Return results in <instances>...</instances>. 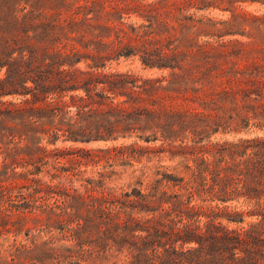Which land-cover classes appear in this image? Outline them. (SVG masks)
Returning <instances> with one entry per match:
<instances>
[{
	"label": "trees",
	"instance_id": "obj_1",
	"mask_svg": "<svg viewBox=\"0 0 264 264\" xmlns=\"http://www.w3.org/2000/svg\"><path fill=\"white\" fill-rule=\"evenodd\" d=\"M64 50L60 59H46L43 64H36L35 56L22 57L20 62L34 74L22 83L25 93L0 95V99L22 96L19 102L0 100V155L7 173L23 168L21 175L29 180L19 191L4 194L0 212L24 213V219L36 210L57 215L58 227L47 226L46 233L58 229L62 239L75 243L71 250L79 259L68 264H264V138L205 145L196 137L185 139L182 134L189 125L200 122L211 127L210 115L129 111L126 105L133 97L119 100L115 84L98 81L77 87L70 59L76 51ZM241 71L232 66L225 79L214 73L221 87L216 98L223 101L218 107L223 115L230 112V120L249 122L264 117V109L258 110L264 107V80L251 78L254 87L241 89L235 85L245 83L237 79ZM258 74V69L250 72ZM13 78L9 70L0 87ZM99 85L103 93L96 94L97 100L92 92ZM132 91L140 96L146 88L135 82ZM218 124L232 123L223 117ZM139 132L150 133L138 136L140 140L160 144L108 150L112 160H133L147 153L150 164L158 161L139 170L137 183L125 186L130 190L109 188L107 181L116 173L105 168L85 177L83 168L94 160L93 152L57 146L60 141L114 142ZM165 159L178 164L162 165ZM181 167L185 175L176 176ZM43 174L47 180L40 178ZM247 218L252 221L245 225ZM224 221L241 226L232 229ZM50 239L51 244L57 242L53 234Z\"/></svg>",
	"mask_w": 264,
	"mask_h": 264
},
{
	"label": "rangeland",
	"instance_id": "obj_2",
	"mask_svg": "<svg viewBox=\"0 0 264 264\" xmlns=\"http://www.w3.org/2000/svg\"><path fill=\"white\" fill-rule=\"evenodd\" d=\"M64 49L67 53L71 49L76 51L77 55L70 59L75 63L77 87L98 81L115 84L119 100L133 97L126 105L129 111L147 109L177 114L199 111L210 115L211 127L206 128V123L200 122L189 125L188 132L182 134L185 139L191 141L196 137L205 145L264 138V117L249 122L232 121L230 112L223 115L218 109L223 101L216 98L221 87L214 77V73L219 78L229 77L227 73L234 66L242 70L237 79H244L245 83L235 84L241 89L254 87L251 78L264 80V0H0V79L6 78L9 70L14 77L5 88L0 87V95L25 93L22 83L31 81L34 74L29 72L27 64L20 62L22 57L35 56L36 64H43L46 59H60L59 53ZM257 69L258 75H250ZM135 82L146 88L140 96L133 94ZM92 93L98 100L96 94L103 93L102 85ZM20 99L21 95L14 94L0 100L19 102ZM207 100L210 105L205 104ZM255 104L257 107L258 102ZM263 109L258 107L260 111ZM218 113L222 116L219 119ZM223 117L231 121L230 127L219 126ZM141 135L146 137L150 133H134L114 142L60 141L57 146L93 152L94 160L87 161V167L83 168L85 177H93L105 168L108 173H116L107 186L120 189L126 184H136L139 170L145 166L158 165L156 160L150 164L151 155L147 153L133 160L109 159L108 150L114 147L160 144H147L138 138ZM3 161L4 156L0 155V170H3L0 204L7 191H19L29 182L21 175L23 168H17L16 174L10 169L7 173ZM9 163L15 160L10 159ZM177 164L178 160L162 162L171 168ZM174 173L185 175L182 167ZM44 175L40 178L47 180ZM75 188L84 192L79 184ZM27 213L30 219H24V213L7 216L0 212V264L78 261L77 253L71 250L75 243L62 239L60 230L52 228L57 242L50 243L52 234L46 230L47 226L58 227L57 215L41 210ZM251 221L247 218L245 225ZM224 224L232 229L241 226L226 221Z\"/></svg>",
	"mask_w": 264,
	"mask_h": 264
}]
</instances>
